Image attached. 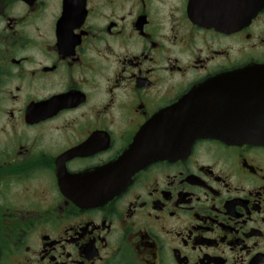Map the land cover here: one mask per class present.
Returning <instances> with one entry per match:
<instances>
[{"label": "flooded vegetation", "instance_id": "af4514ba", "mask_svg": "<svg viewBox=\"0 0 264 264\" xmlns=\"http://www.w3.org/2000/svg\"><path fill=\"white\" fill-rule=\"evenodd\" d=\"M264 0H0V264H264Z\"/></svg>", "mask_w": 264, "mask_h": 264}, {"label": "water", "instance_id": "95a60500", "mask_svg": "<svg viewBox=\"0 0 264 264\" xmlns=\"http://www.w3.org/2000/svg\"><path fill=\"white\" fill-rule=\"evenodd\" d=\"M256 140H257L258 142H261L262 144H264V138H261V139L256 138Z\"/></svg>", "mask_w": 264, "mask_h": 264}]
</instances>
